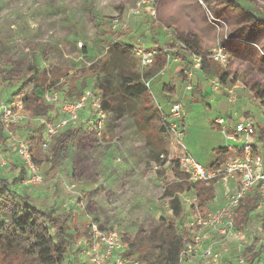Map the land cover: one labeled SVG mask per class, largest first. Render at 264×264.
Segmentation results:
<instances>
[{
    "label": "rangeland",
    "instance_id": "rangeland-1",
    "mask_svg": "<svg viewBox=\"0 0 264 264\" xmlns=\"http://www.w3.org/2000/svg\"><path fill=\"white\" fill-rule=\"evenodd\" d=\"M159 1L144 3L140 7L136 5L132 11L138 12L127 13L131 19L125 16L130 25L125 29L128 36L123 41L126 44L149 53L156 52L155 46L161 43L169 53L166 66L155 77L145 80L151 91L155 114L143 128L138 127L136 119L142 99L127 100L116 90L115 104L121 110L119 113H107V123L101 136L94 127V111L89 109L88 112L82 111V128H79L73 142L66 146L60 163H55L50 155L53 141L40 153L37 163L45 178L41 185H25V173L17 178L13 177L14 163L18 161L13 142H7L10 147L8 155L2 153L10 164H0V177L12 181L19 192L29 187L34 202L41 207L49 208L56 204L60 212L72 214L69 232L73 242L70 252L65 256L66 264L72 260L74 253H78L77 241L84 238L75 236L76 226L82 228L85 223L94 220L103 228H119L123 235H128L133 240L143 239L144 234L154 231L159 226L162 215L167 220L172 218L169 199L164 197V192L168 184L178 182L179 177L186 176L178 166L180 151L174 150L170 141L180 144L208 168L215 166L212 163L220 158L221 149L227 145H237V142L228 139L220 127L215 126L216 119L221 115L226 119L228 115L221 113L216 101L209 102L213 94L211 90L208 91L207 98L191 100L193 92L187 91L191 82L187 73L194 69V61L192 56L190 59L188 57L192 63L190 64L175 55L176 40H173V44L168 42L169 35L174 34L170 27L167 26L164 32H156L158 29L152 21L158 18V8L156 16H152L150 12L153 5L158 6ZM224 1L198 0V7L206 13L202 26L210 31L207 37L211 41L209 49L201 50L210 52L218 45L226 47L229 52L226 53L228 61L223 67L225 71L231 70L232 76L225 84L228 87L236 84L240 86L234 91L232 110H237L238 116L243 119L256 120L257 134H260L259 125L264 130V105L252 93V84L259 83L264 87V26L255 25L243 16L253 13L258 18H264V0H237L245 8L244 14L227 8ZM84 7V2L76 0H0V65L4 69L12 67L21 70L27 63H36L39 69H46L48 72L47 90H58L64 94V91L68 93L72 85L88 82L87 88L102 97L103 93L98 92L95 87V77L96 72L103 75L104 65L98 64L97 59L105 55L107 48L103 39L97 36V29L89 25L78 26L76 23L74 15H91ZM210 14L223 19L225 25L218 28L212 24L208 21ZM145 15L146 19L143 21ZM122 22L125 21L120 18L115 29H120ZM79 41L88 49V54L78 47ZM132 56L139 71L144 74L148 66L143 64L142 55L134 50ZM171 76L178 85L177 98L165 97L161 91L164 83H172ZM222 93L224 95L226 92L223 90ZM17 96L13 87L0 82V104L14 101L19 98ZM155 99L162 107L161 111L166 114L170 113L172 103L181 102V116L174 120L177 124L174 133L168 132ZM238 116L235 115L234 119ZM28 117L29 119L15 126L21 137L27 138L30 132L39 131L37 120L33 116ZM170 119L173 120V117ZM151 154L159 155V160L150 159ZM225 158L227 157L223 159ZM220 187L224 193L225 189ZM184 206L188 211L189 207L185 203ZM258 213L257 210H252L248 216L239 213L240 226L245 227L246 236L242 245L233 249V258L241 253L246 255V247L256 237L264 239V231L258 229L261 222ZM186 214L188 215L187 212ZM186 217L185 215V219ZM50 232L54 234V229ZM258 248H261L260 240ZM77 259L82 264H88L87 258L81 260L77 256ZM223 260H226L225 255Z\"/></svg>",
    "mask_w": 264,
    "mask_h": 264
},
{
    "label": "trees",
    "instance_id": "trees-1",
    "mask_svg": "<svg viewBox=\"0 0 264 264\" xmlns=\"http://www.w3.org/2000/svg\"><path fill=\"white\" fill-rule=\"evenodd\" d=\"M224 1V0H223ZM225 6L233 11L245 13V8L241 7L237 0H225ZM223 2V3H224ZM242 14V16H243ZM243 18L253 21L255 25L264 26V18H258L253 13L244 14ZM93 21L97 19L92 15ZM97 36L103 39L107 52L97 59V63H102L103 75L96 72L95 87L102 96V107L106 113L120 112V107L115 104L116 90L127 100L142 99L140 113L137 115V124L141 129L153 113V99L151 91L147 87L145 80L155 77L163 69L168 61V50L166 48H156V53L152 64L144 74L139 71L138 64L132 53L135 49L132 45L126 44L123 39L128 36L126 28L113 29L109 22L101 20L97 23ZM178 43L175 45V55L182 61L187 62L191 56L190 51L203 56L200 71L209 76L218 77L225 84L230 73L224 70V65L215 61L210 55L211 52L201 50L199 43L193 34L180 35L177 37ZM88 54V49H82ZM86 55V54H85ZM91 68H94L92 66ZM48 72L39 69L36 63H27L21 70L16 68L4 69L0 65V82L7 83L13 87L14 94L18 95L24 103V110L27 116H44L52 118L59 116L57 105L47 103L45 96L47 93ZM88 82L76 83L69 89L68 93L61 94L62 97L71 100L79 98ZM252 92L256 99L264 105V87L257 83L252 86ZM163 95L169 96L176 93V84L165 83L162 88ZM160 116V113H156ZM83 116V114H82ZM88 122H90L88 120ZM38 123V122H37ZM69 125L53 139V147L50 151L51 158L55 163H60L63 159L65 148L73 142L75 136L82 128ZM39 131H32L27 134L32 155L36 162L38 156L43 152V130L44 127L38 123ZM215 126L220 127L218 123ZM95 127V125H94ZM260 127L259 137L264 140V130ZM14 128H16L14 126ZM9 146L7 144L6 133L3 124L0 122V155H8ZM11 151V150H10ZM223 154V155H222ZM234 153H228L226 148L219 152L212 164L219 165L228 160ZM227 157L223 159L224 157ZM150 159L157 161L159 155L151 154ZM15 164V163H14ZM22 166V165H21ZM24 168V167H22ZM21 171V174L23 173ZM180 181L167 185L164 197L169 199V206L172 210V218L167 220L163 215L160 218L159 226L150 234H144L143 239H133L128 235L124 236V241L128 244L126 256L136 259L139 264H179V254L190 240V234L184 225L186 210L180 193L192 191L196 194L197 202L188 208L194 214H205L209 211L208 205L216 197L215 184L219 177L211 181H198L190 184L186 178L179 177ZM14 183L6 177H0V264H60L65 261V256L70 252L72 237L70 235L72 214L70 212H60L56 204L51 207H41L34 202L31 190L25 188L19 192L14 188ZM259 201V195L255 193L247 198L240 207V214L248 216L255 210ZM259 214V213H258ZM261 225L264 231V213H260ZM97 222V221H96ZM76 228V235L88 239L91 237V221L85 223L82 228ZM54 229V234L50 232ZM258 237L246 247L245 252L248 264H258L262 260V246L258 248ZM78 253L73 254L69 264H81L77 259ZM79 258V256H78Z\"/></svg>",
    "mask_w": 264,
    "mask_h": 264
},
{
    "label": "built area",
    "instance_id": "built-area-1",
    "mask_svg": "<svg viewBox=\"0 0 264 264\" xmlns=\"http://www.w3.org/2000/svg\"><path fill=\"white\" fill-rule=\"evenodd\" d=\"M151 1L154 0H140L136 5L140 7L141 4ZM201 3L203 2L201 1ZM133 9L134 7L129 12H138L136 10L132 11ZM150 14L156 16L157 4L153 5ZM119 21V17H114L111 20L113 29L117 27ZM209 21L218 28L225 25L223 19L211 14L209 15ZM78 47L83 49V42L79 41ZM134 50H137V54L142 55V62L145 66L152 64L156 52L146 53L144 49L136 47ZM210 52L211 54L205 55V57H211L223 65L227 63L228 58L222 46H218ZM190 54L194 61L193 68L200 69L204 57L191 51ZM47 66L49 65L47 64ZM187 74L190 75V73ZM213 86L215 89L226 91L233 100V89L223 84L220 78L217 77L213 80ZM188 88L191 89L192 87L189 85ZM60 94L62 93H59L58 90H48L45 96L47 103L57 105L60 112L59 116L55 115L52 118L34 117L44 127L43 149L48 148L55 136L66 127L81 123L82 111L88 112L89 109L94 111L96 117L95 127L97 133L101 136L107 123V113L102 107L101 95L90 88H85L82 95L74 100L64 98ZM155 101L161 111L162 107L156 99ZM181 108V103H174L171 105L169 114L161 111L162 119L169 133L171 131L174 133L176 130L177 124L174 120L180 118ZM89 114L91 115V113ZM172 117L173 120L170 119ZM26 119H29V117L25 114L24 103L20 97L14 101L0 104V122L3 124L7 142L14 143L17 156L26 172L24 183L27 186L36 187L45 181L44 174L40 165L34 160L28 139L21 137L14 128ZM216 122L229 140L237 142V145L226 146L227 152L234 154L219 165L208 168L200 164L180 144L176 145L174 141H170L172 148L178 152L180 151L177 157L178 166L189 182L211 181L215 177H219L218 182L227 183L232 179L237 183L234 191L226 186L223 193L224 204L216 211L205 214H194L191 210L187 211L188 215L186 214L184 225L189 231L190 240L179 254V264H248L247 257L243 253L236 256L231 263L223 260V254L229 252L234 243L238 242V245L241 246L245 239V227L240 226L239 213L241 205L252 193L256 192L259 195L255 210L264 213V154L262 153L264 145L261 146L259 142L257 143V121L253 118L242 119L232 128L228 127L227 120L224 117H219ZM0 164L8 166L10 161L5 155L2 156L1 154ZM180 197L181 200L183 197V202L188 207L197 202L196 194L192 191H185L180 194ZM71 203H73V200H71ZM258 229L259 231L263 230L261 222ZM259 240L262 246L263 258L264 239ZM77 244L79 258L81 260L87 258L88 264H139L136 259L125 255L128 244L124 241L122 230L117 227L103 228L98 222L92 220L91 237L78 240ZM260 261L258 264H264V259ZM60 264L66 263L62 262Z\"/></svg>",
    "mask_w": 264,
    "mask_h": 264
},
{
    "label": "crops",
    "instance_id": "crops-1",
    "mask_svg": "<svg viewBox=\"0 0 264 264\" xmlns=\"http://www.w3.org/2000/svg\"><path fill=\"white\" fill-rule=\"evenodd\" d=\"M76 1L84 2L85 6H86V7H84V10L85 11L89 10L91 13L90 16H88L89 14H87V13H79L78 15L73 14L78 26L79 25H84V26L89 25L90 27L95 28L98 31V28H97L98 22H100L101 20H106L110 24V21L113 17H119V18H121L122 21H125V22L121 23V28L130 27L129 22L125 19V16L130 18L127 13H129V11L137 4V2L139 0H76ZM198 6H199L198 0H160L158 2V6H157L158 18H154L153 21L152 20H150V21H152V24L156 25V28L158 29L156 31L157 33L164 32V30L167 28V26L171 28V32H173L174 34L169 35V39H168L169 41L168 42L172 43L174 39L176 40L174 43V50H176L175 45H176V43H178L177 37H179L180 35H188V34H193L195 36V38L197 39V41L199 43L200 48H202L204 50L209 49L210 45H211L210 44L211 41L208 39L207 36L210 35V31H208L204 26H202L203 25V18L206 17V13L204 12L203 9L199 8ZM92 15H94L96 17L97 22L93 21V19L91 18ZM145 19H146V15L144 16L143 21H145ZM88 21L90 23H88ZM133 24H134V21H133ZM150 29H151V27H150ZM81 31L83 32V29ZM150 32H151V30H150ZM160 44L161 43H157V45L155 46V51H156V48H158V47L166 48V46L160 45ZM218 46H220V45H218ZM215 48H213V49H215ZM223 49H225V53H229L228 50H226V47L225 48L223 47ZM190 58H191V56L189 57V59ZM175 60H178V59L175 58ZM226 71L230 73L229 77H231L232 76L231 72H230L231 70L229 71V69L228 70L226 69ZM189 73H190V75L188 74V76L191 79V82H189L190 83L189 85L192 88L189 89L188 88L189 85H188L187 91H189L191 93L193 92V96H192L191 100H193L195 98H199V97L207 98V96L209 95L208 91L211 90L213 92V94H211L212 99L210 98L209 102L216 101L218 109L221 111V113L222 114L225 113L226 115H228L227 116L228 118H226V120H227V125L229 128H232L235 125V121H237V123H238L239 121H241L243 119V117L238 116L237 110H232V103L231 102H233V100L231 99V97L228 98V96H231V95H229L228 93H225L226 95L225 94L223 95L222 89H215L214 88L213 80L217 77L204 74L198 68H194ZM170 78H171L170 82H174L176 80L175 78H173V76H171ZM238 82H240V81H238ZM175 84H176V93L173 95H169V96L177 98V96H178L177 95L178 85H177V83H175ZM252 86H253V84H252ZM238 87H240V86L238 84H236V85H233L232 87H228V88L233 89L232 91L234 93L235 89H237ZM243 87H246V85H244ZM162 88H163V86H162ZM162 88H161V91H162ZM182 97H184V95ZM178 99H180V98H178ZM174 103H181V102L176 101ZM174 103H172V104H174ZM208 106L211 107L210 104H208ZM235 115L238 116V117H236L237 118L236 120L234 119ZM222 116L223 115H221L220 117H222ZM82 122H83V120L81 121V123ZM258 142L261 146L264 145V143L260 139L259 135L257 136V143ZM262 153L264 154V147L262 149ZM17 160H18L17 163H15V165H14L15 170L12 172V175L14 178H17L19 175H22L23 173H25V175H26L25 170H23V173L21 174V171L24 168H22L23 166H21L22 165L21 161L18 158H17ZM23 183H24V181H23ZM220 186H223L224 189H226V186H228L230 190L234 191L237 187V183H235V181H233L232 179H230V181H228L227 183H224V182L216 183L215 184L216 197L213 200V202L208 205V209H209L208 212H214L217 209H219L220 207H222L224 204L223 193L221 192ZM25 188H29V187H25ZM255 193L256 192L252 193L250 195V197H252ZM238 247H239L238 242L234 243L232 245V247L230 248V251L223 254L226 257V260H224L225 262L229 261V263H231L232 260L236 258V257L235 258L232 257V251H233V249L236 250V248H238ZM81 264H82V262H81Z\"/></svg>",
    "mask_w": 264,
    "mask_h": 264
}]
</instances>
